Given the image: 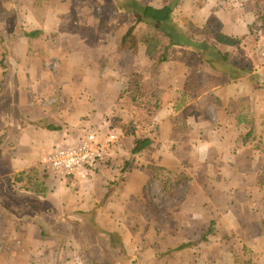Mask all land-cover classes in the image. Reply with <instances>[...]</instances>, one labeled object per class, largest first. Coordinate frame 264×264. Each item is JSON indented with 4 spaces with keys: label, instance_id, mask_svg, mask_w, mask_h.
<instances>
[{
    "label": "crops",
    "instance_id": "1",
    "mask_svg": "<svg viewBox=\"0 0 264 264\" xmlns=\"http://www.w3.org/2000/svg\"><path fill=\"white\" fill-rule=\"evenodd\" d=\"M34 1L19 0L30 12L25 20L31 28L44 31L41 49L31 58L20 45L21 35L1 72L0 251L9 250L10 242L18 250L36 251L38 220L52 229V235L62 236V230L57 231L60 220L68 219L64 210L66 215L71 211L75 224L79 222L83 240L67 246L65 250L73 254L58 264H236V259L242 264H264V179L259 178L264 152L255 148L264 141V87L250 81L259 72L231 69L223 55L232 57L234 46L191 35L183 24L179 27L193 41L208 42L207 53L203 57L186 46L171 49L157 80L161 110L153 124L137 131L139 137H151L152 146L132 158L126 178L122 173L114 175L116 189L107 187L108 195L95 196L102 207L89 209L83 200L88 199L87 192L80 196L79 190L60 192L68 183L65 180L58 188L49 178L41 179L46 195L11 187V177L22 171L34 169L42 176L54 149L89 132H106L107 119L130 76L149 65L139 62L149 60L145 53L135 56L119 50L125 27L134 25L136 18L119 10L114 0L105 7L96 0L93 4L50 0L40 17L32 11ZM179 1L176 10L196 25L205 23L238 39L249 38L257 17L250 6ZM14 6L7 9L20 7ZM74 13L82 15L80 27ZM114 28L119 33L114 34ZM23 38L28 43L26 34ZM239 45L248 49L244 40ZM251 129L250 139L242 141ZM101 170L106 178L101 173L95 180L98 176L107 183V169ZM168 172L183 176L171 179L170 185L176 186L175 191L185 187V192L172 206L161 208L159 197L170 199L167 192L174 188L158 195L150 189L158 186L156 176H169ZM95 180L90 183L95 185ZM77 184L84 183L70 185ZM67 198L76 204L71 210ZM10 213L21 221L14 230ZM27 226L35 231L31 240ZM203 235L206 241L198 243ZM2 264L30 262L23 257Z\"/></svg>",
    "mask_w": 264,
    "mask_h": 264
},
{
    "label": "rangeland",
    "instance_id": "2",
    "mask_svg": "<svg viewBox=\"0 0 264 264\" xmlns=\"http://www.w3.org/2000/svg\"><path fill=\"white\" fill-rule=\"evenodd\" d=\"M58 1H67V0H58ZM141 1H143L144 3L156 5V6L164 5L165 3L169 1L171 2L176 1L177 2L176 8L178 7L180 3L179 0H141ZM200 1H201L200 2L201 6L202 5L204 6L205 4L211 5L214 2H217L218 4H221V5L233 3L235 6L242 5L243 8L245 7L249 8L250 6L255 16H257L256 14L260 12L264 13V0H200ZM91 2L93 4V0H91ZM14 3L20 6L19 0H0V58L2 54L3 55L6 54V56L10 54V51H12L14 47L16 46L15 40L19 39L21 35H22L21 36L22 44L20 43V45H22L23 49L27 51L29 50V41L28 43L24 41L23 35H25L27 30L31 28V24L25 20L26 15L29 14L30 12L28 9L27 11H24L21 6H20L21 8L18 7V10H13V9L8 10L7 7H10V8L15 7ZM95 3L97 5L99 4V6H104V7L105 5H110L108 0L107 1L106 0H96ZM244 4H248V5L245 6ZM111 6H113L112 3H111ZM176 8H175V14H174L176 16L175 20L178 23V25L183 24L184 29L188 31L189 34L191 35L197 34L201 36H206L210 40V38H215L216 34L219 33V31L215 29L214 27H212L211 25H209V27L208 26L206 27L205 23L196 25L195 23H193L191 19H189L187 15L183 14V11L179 12L176 10ZM97 9H100V8H97ZM32 11H33V8H32ZM73 16L75 17L74 21L79 22L78 26L80 27L82 24V15L78 13H74ZM100 18L101 16L99 17V20ZM260 24L261 22L255 21V25L252 27V31L249 34V38L239 39L240 40L239 44L243 43V40H244L245 46L248 47V49L246 51L245 50L243 51L241 50V45L237 46L238 45L237 44L236 46L233 47L230 53L232 57L230 58L240 60L243 63H246L249 60L254 66V71L258 70L259 72V74L256 73V75H254L253 76L254 78L252 79L257 80L261 84H264L263 79H262L264 78V29H260L259 27ZM134 25H136V32H140L141 25L137 24V18H136V23ZM128 28L129 26H126L125 31H127ZM230 28L233 29V26H230ZM114 30H115L114 34L119 33V28H114ZM38 47H40V45H37V41H35L34 45H30V54H32L33 52L32 55L34 56V53L37 52ZM139 62H142L143 66H147V64H149V60L146 61L145 63L144 58H141ZM1 72H2V68L0 67V80H2ZM250 81L251 83H253L251 78H250ZM134 110L135 108L130 105L126 106L124 109H121L119 106L118 107L116 106L115 110H112L113 115L107 119L108 120L107 124L109 125V127H106V130L108 131V130H112L116 128L120 130V128L115 126L116 121H117L116 118H119L117 117L119 114L122 116L120 118H123L122 120L124 121H130V120L136 119L138 112L135 110L136 112L134 113L133 112ZM146 127H147L146 125H143L142 127L139 128L138 131H142ZM121 134L122 136L117 145L115 155L110 160L99 164L95 169L91 170L85 179L78 180L76 178H71V177L55 176L52 174L48 166H45L47 169L45 168L43 170L44 172L46 171L47 174L43 172L42 179L45 178V180L47 181L48 180L47 178H49L48 182H50V184L54 183L55 185H57L56 187L58 188L60 185V180H65L68 183L64 185V187H62L64 191H60V189H58V191L66 193L67 191L79 190L77 191L79 193L78 194L79 196H80V193L85 195V192H87L88 199L87 200L83 199V200L86 202V204L89 205V209L91 208V210H93L94 205H97L96 207H102L104 205L103 203H99V204L95 203V196L98 197L100 195H103V196L108 195L109 193L108 188L110 190L111 188L116 189V187L114 186H117L118 184L115 182L116 180L114 182L112 181L116 179L114 175L119 176L122 173L123 174L122 177L126 178L129 173L128 167L131 166V162H133L131 160L135 156L131 153V148L133 146V136L129 135L128 133H123V132H121ZM101 169H107L105 175L107 174V176L110 177V181H108L107 183L99 181L98 176H96V180H95V175L102 173ZM103 174L104 172L101 174L102 175L101 178L105 179L106 177H103ZM164 176L165 175H163V177L156 176V182L158 183V186H156L153 189L151 188L150 189L151 192L156 193V195L162 194L163 186L161 183L163 182V180H165ZM36 179L37 178L34 176V179H33L35 180L34 182L30 184L26 183L25 187H21L20 185L19 187H15L14 189H16L17 191L24 190L26 194L39 193V194L46 195L47 190L45 191V189L47 187H45V183H39L40 185H37ZM93 180H95V185L93 183H90V182H93ZM77 182H81L84 184H77L73 186L70 185L71 183H77ZM172 187L174 188V190L172 191L169 190L167 192L170 199L166 200L165 198L159 197V200H160L158 204L159 207L163 208V206H166V205L172 206V204L175 203V200L181 195H183L185 192L184 191L185 187H178V190L176 191H175V189H177L176 186H171L170 188ZM70 201L71 200L69 198L66 199V204L68 207H70L69 209L71 210L73 206H76V204ZM63 212L64 210H62V214H64V216H67L68 219L67 221L63 219L60 220L61 223L58 227L57 232H60L62 230L61 231L63 232L61 233L63 234L62 236H60L59 233L52 235L53 233L49 231L52 229H48V228L46 229V227L43 224H41V222L38 220L37 221V246L35 247L37 248V250L36 251L32 250L30 252L27 251L26 249L25 251L18 250L17 248H19V246L13 245V243L10 242L9 246H11V248L9 250L0 251V264L7 263V262L9 263L17 258H23V257L26 263L30 262V264H37V263L38 264H58L64 259H70L71 255L73 254V251H67L65 249L67 248V246L71 247L72 246L71 244L73 242L81 243L83 240V237H82L81 231L78 230L79 227H77L79 222L78 224H75L77 223V221L73 222V219L72 220L70 219L72 218V216H69L71 214V211H69V215H66L67 213H63ZM11 213H10L11 215L10 216V220H11L10 229L11 227H13V230H14L16 229L15 224L21 221L18 219H13L14 216ZM28 228L29 230L26 229L27 230L26 235H27V239L31 240L33 236H35L34 235L35 231L34 229L30 227ZM74 230L76 231L78 230V231L77 232L75 231L74 238H73L72 233ZM13 242H15V240ZM50 247L55 248V249L49 250ZM78 251H81V249H79ZM81 252H84V251H81ZM99 259H101V256H99ZM105 259L109 260V258L107 257H105Z\"/></svg>",
    "mask_w": 264,
    "mask_h": 264
},
{
    "label": "trees",
    "instance_id": "3",
    "mask_svg": "<svg viewBox=\"0 0 264 264\" xmlns=\"http://www.w3.org/2000/svg\"><path fill=\"white\" fill-rule=\"evenodd\" d=\"M49 1L50 0L34 1L33 11L36 17L37 15L40 17V12L44 15L46 14ZM114 2L118 9L122 12L133 14L137 18V24L141 25L140 32H136V25L129 26L121 39L119 50L129 51L135 56L145 53L149 57L148 67L145 70L133 73L130 76L128 85L125 89H123L116 102L117 107L119 106L121 109L130 105L138 112L136 119L130 121L122 120L123 118H120L122 116L119 114L117 116L119 118H116L117 121L115 124V126L120 128L123 133H128L133 136L131 153L133 155H137L149 149L153 143V139L151 137H139L137 135V131L143 125L149 126L153 124L155 117L161 110L162 103L156 90L157 80L160 74L161 66L163 63L170 60L171 49L174 46L193 47L204 57L207 53L205 47H209V44L206 41H193L189 37L190 35L179 27L174 15L177 3L176 1L161 6L144 3L141 0H114ZM256 15V21L261 22L259 26L260 29H264V13L260 12ZM44 21L45 19L41 20V23ZM254 25L255 22L250 25L251 31ZM26 37L29 41V53L30 45H34L35 41H37V45H40L37 50L41 49L44 37V31L42 28L36 27L28 29ZM215 41L218 44L228 46H235L240 43L238 38L223 32L216 34ZM213 46L215 47L214 44ZM228 56L229 53H225L223 55V60L227 62L226 65H229L230 68L236 67L249 74L253 73L254 66L249 60L246 63H243L237 59H230ZM6 57V54H2L0 58V67L2 69L7 67ZM30 57L32 58L33 55L31 54ZM252 78H254L253 75H251V80L255 86L259 87L262 85L261 87H264V84H261ZM253 133L254 130H249V132H247L245 137L241 138V140H249V137H251L250 135ZM255 148L264 152V141H258ZM45 173L47 174L46 171ZM260 173L261 175H259V178L264 179V168ZM168 174L169 176L165 175V180L161 183L163 189L165 190L169 189L168 186L171 187V179H183V176L179 174H173L172 172H168ZM34 176L37 178V185H40L39 183H41L42 176L37 175V173L34 172V169H32L13 175L10 179L11 187H13V189L15 187H19L20 185L21 187H25L26 183L30 184L35 181L33 180ZM206 239V235H203L198 239V243H202L206 241ZM248 253V247L245 246L244 255L247 256ZM247 262L251 263V258ZM235 263L242 264V262L238 259H236Z\"/></svg>",
    "mask_w": 264,
    "mask_h": 264
},
{
    "label": "built area",
    "instance_id": "4",
    "mask_svg": "<svg viewBox=\"0 0 264 264\" xmlns=\"http://www.w3.org/2000/svg\"><path fill=\"white\" fill-rule=\"evenodd\" d=\"M120 138L117 130L89 132L51 151L46 162L55 176L83 180L91 170L115 155Z\"/></svg>",
    "mask_w": 264,
    "mask_h": 264
}]
</instances>
